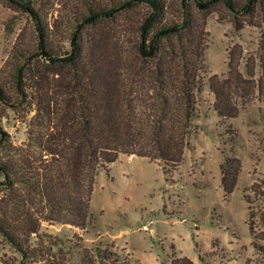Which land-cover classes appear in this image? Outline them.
I'll list each match as a JSON object with an SVG mask.
<instances>
[{"label":"trees","instance_id":"16d2710c","mask_svg":"<svg viewBox=\"0 0 264 264\" xmlns=\"http://www.w3.org/2000/svg\"><path fill=\"white\" fill-rule=\"evenodd\" d=\"M5 1L30 16L34 36L28 43L22 28L0 68V105L27 122L26 139L15 142L0 108V236L11 252L0 255V264H70L74 251L79 264H131L113 245L90 247L74 233L67 247L42 227L93 223L96 178L120 154L157 160L164 173L178 168L197 116L210 13L235 30L250 25L259 32L244 72V48L234 42L227 47V74L208 76L215 113L225 122L256 95L264 98V0ZM227 127L233 131L220 165L224 198L242 167L233 145L237 130ZM253 196L264 201V178L243 193L252 244L264 252L258 242L264 241V205L256 232ZM171 248L169 264H194L174 242Z\"/></svg>","mask_w":264,"mask_h":264},{"label":"rangeland","instance_id":"374dc122","mask_svg":"<svg viewBox=\"0 0 264 264\" xmlns=\"http://www.w3.org/2000/svg\"><path fill=\"white\" fill-rule=\"evenodd\" d=\"M22 28H26V40L31 44L34 33L30 16L0 0V68ZM205 28L206 68L202 73V90L197 94V116L178 168L168 167L164 173L157 160L120 154L96 178L91 199L96 218L93 223L86 229L44 224L43 230L60 237L67 247L74 242V233L81 235L90 247L98 243L113 245L129 255L131 264H169L173 242L176 251L188 255L194 264H264V252L252 244L248 203L243 197L246 186L264 178V98L256 95L240 108L237 116L222 122L213 109L214 95L208 87L211 73L227 74L229 44H242L244 57L240 68L245 71V57L257 49L259 32L250 25L235 30L229 20L218 21L217 12L207 15ZM58 45L69 48L65 39H60ZM0 108L4 110L1 124L12 139H26L27 122L12 107ZM228 124L237 130L233 145L242 167L234 190L224 198L220 165L222 152L231 146L233 129ZM263 205L264 201L253 196L252 221L256 232L263 225ZM1 238L0 255L10 254L9 244ZM258 242L264 243L261 239ZM79 259L80 253L72 252L70 264H79Z\"/></svg>","mask_w":264,"mask_h":264},{"label":"crops","instance_id":"0c3cea01","mask_svg":"<svg viewBox=\"0 0 264 264\" xmlns=\"http://www.w3.org/2000/svg\"><path fill=\"white\" fill-rule=\"evenodd\" d=\"M176 246V245H175Z\"/></svg>","mask_w":264,"mask_h":264}]
</instances>
